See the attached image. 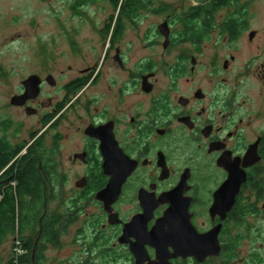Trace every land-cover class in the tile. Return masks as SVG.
<instances>
[{
  "label": "flooded vegetation",
  "instance_id": "1",
  "mask_svg": "<svg viewBox=\"0 0 264 264\" xmlns=\"http://www.w3.org/2000/svg\"><path fill=\"white\" fill-rule=\"evenodd\" d=\"M200 4L183 21L165 17L142 47L127 38L126 31L139 25L134 20L132 27L107 25L103 59L95 56L78 67V61L65 65L45 54L15 87L0 108V186L12 185V192L20 185L18 174L32 171L35 160L43 196L25 199V217L0 242L1 251L13 238L8 264H48L47 253L59 249L64 234L88 253L75 250L69 264H93L92 249L106 254L120 248L131 261L114 256L109 264H136V235L153 230L172 205L158 201L180 185L199 234L221 225L220 254L202 262L194 255L172 257L171 264H264V28H251L248 6H239L236 21L218 25L203 18L208 7ZM191 11L196 16L189 22ZM166 22L168 37L160 28ZM217 28L224 37L215 44L227 51L206 61L208 31ZM32 76L39 92L23 100ZM251 79L261 83L259 92L247 85ZM16 96H22L19 103L12 101ZM28 118L37 120L28 127ZM25 129L28 137L21 136ZM129 171L120 192L113 190L115 179ZM232 171L247 179L223 219L212 207ZM70 173L79 175L75 194L53 208L51 195H61ZM106 189L109 204L99 198ZM246 241L248 254L240 258ZM145 249L150 259L144 264L157 259L155 246ZM60 257L50 264H66Z\"/></svg>",
  "mask_w": 264,
  "mask_h": 264
},
{
  "label": "rangeland",
  "instance_id": "2",
  "mask_svg": "<svg viewBox=\"0 0 264 264\" xmlns=\"http://www.w3.org/2000/svg\"><path fill=\"white\" fill-rule=\"evenodd\" d=\"M123 1L120 0L117 4V1L113 0H0V66H3V71L0 72V108L6 107L15 87L18 88L21 79L34 69L36 60L42 59L43 55H56L57 60H62L65 65L78 61V67H84L92 57L97 59L95 56H98V59H103L106 47L102 45V39L107 37L105 26L108 25L110 28L117 22H124L132 27L129 24L134 20L139 25L134 28L135 30L126 31L127 38L134 39L132 41L142 47L147 44L142 39L155 37L157 24L165 17L170 16L173 21H183L190 7L200 3L208 7L212 2L211 0H142L143 8L135 9L128 14L125 9L121 10ZM240 3L242 6H248L246 18L251 28H264V0H240ZM240 8L239 6L220 8L215 12L212 23L219 25L234 18L242 11ZM208 33V42H206L208 47L202 55V59L206 61H209L213 55H224L227 51V47L215 44V41H220L224 37V33L219 28L210 29ZM151 47L149 46V49ZM69 77L66 76L64 81L67 82ZM247 85L251 88L255 87L258 92L261 89V83L256 79H251ZM36 120L28 118L27 126L35 124ZM21 136L28 137V131L26 129L22 131ZM78 176L76 173L65 175V183L60 189L61 195L55 197L51 195L54 199L51 202L53 208H56L57 204H62L64 200L68 201L75 194V180ZM262 203L259 202V209ZM247 220H251V217L245 221ZM60 241L62 243L57 248L61 253L59 249H55L54 252L49 251L48 259L45 260L48 264L57 254L58 256L61 254L60 260L69 264L70 260L77 257L74 251L79 250L80 253L83 250V247L73 245L75 243L70 234H64ZM11 246H13V238L1 248V264H8L12 258ZM247 246L249 241L242 245L240 258L248 254ZM94 250L92 249L93 264H109L114 256L119 262L131 261L124 248L112 253L105 252L106 254L99 253L100 249ZM87 255L86 250L82 251L81 256Z\"/></svg>",
  "mask_w": 264,
  "mask_h": 264
},
{
  "label": "water",
  "instance_id": "3",
  "mask_svg": "<svg viewBox=\"0 0 264 264\" xmlns=\"http://www.w3.org/2000/svg\"><path fill=\"white\" fill-rule=\"evenodd\" d=\"M161 30L167 37L169 33L168 23L161 25ZM27 91L23 96L25 98L35 96L39 92V82L36 81V76L30 77L26 82ZM20 97H14L13 102L19 103ZM23 102V101H22ZM130 173L125 172L121 179H115L117 185H112V189L116 192H120L122 183L125 181L127 175ZM247 179L246 173L231 172L228 181L222 185V187L216 193V201L212 207L213 213L221 214L222 218L225 219L227 213L232 209L235 204L236 194L238 193L241 185ZM106 190L99 193V198L104 199L107 204ZM183 185L178 186L176 190L171 192L170 197L164 196L158 202L171 201V207L165 212L164 216L160 218L153 228L152 231L148 232L146 230L140 231L139 235H136L138 242L131 245L132 252L136 258V264H144L150 258L145 249L147 243L155 246L157 248V259L150 261L148 264H171L170 258L183 257L187 258L190 255H194L199 261H204L207 256L219 255L220 245L218 240V233L221 228L217 226L208 234H199L191 222V217L189 214V203L182 199ZM158 204V203H157ZM156 205L149 207L148 217L152 215V210ZM140 220H136L132 224H128L127 227H134L139 223ZM114 222V221H113ZM127 229L125 234L127 233ZM134 233V232H133ZM129 233V236L133 234ZM137 233V232H136ZM128 236V235H127ZM121 241L124 242V237ZM169 246L174 247V252L169 251Z\"/></svg>",
  "mask_w": 264,
  "mask_h": 264
},
{
  "label": "trees",
  "instance_id": "4",
  "mask_svg": "<svg viewBox=\"0 0 264 264\" xmlns=\"http://www.w3.org/2000/svg\"><path fill=\"white\" fill-rule=\"evenodd\" d=\"M117 1V4L120 0ZM141 0H126L121 4V10L125 9V12L130 14L133 10H138L142 6ZM240 0H213L210 2L206 10V16L203 18L206 21L212 22L214 19L215 12L218 9L226 6H240ZM128 8V9H127ZM199 14V13H198ZM191 19H188L190 22L194 20L192 17L196 16V13L191 11L188 13ZM228 21H236L235 18H230ZM230 31H234L235 28L230 26ZM233 34V33H232ZM18 179L20 180V185H17L12 192V185H1L0 186V242L3 241L6 231L15 227L17 219L19 217H25L28 204L26 203V198L28 196L32 198H40L43 196V185H41V178L39 169L37 168V162L33 160L32 171L29 173L18 174ZM261 185H264V179L259 180Z\"/></svg>",
  "mask_w": 264,
  "mask_h": 264
}]
</instances>
